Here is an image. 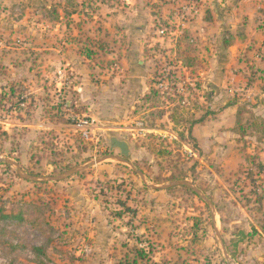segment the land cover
<instances>
[{
  "label": "rangeland",
  "instance_id": "374dc122",
  "mask_svg": "<svg viewBox=\"0 0 264 264\" xmlns=\"http://www.w3.org/2000/svg\"><path fill=\"white\" fill-rule=\"evenodd\" d=\"M0 159V264H264V0H0Z\"/></svg>",
  "mask_w": 264,
  "mask_h": 264
},
{
  "label": "water",
  "instance_id": "95a60500",
  "mask_svg": "<svg viewBox=\"0 0 264 264\" xmlns=\"http://www.w3.org/2000/svg\"><path fill=\"white\" fill-rule=\"evenodd\" d=\"M110 143H111V146L112 148H116L120 151V156L119 157H116V156H108L104 159H100L98 161H95V162H92L84 167H80L78 169H74V170H71L63 175H60L58 177H55V178H46V179H39V178H36V177H31L29 175H24V174H21V168L19 165H17L16 163L8 160V159H0V163H7V164H10V165H13L17 168L18 170V173L21 174L24 178L26 179H30L31 181L33 182H40V181H60L66 177H69L70 175L72 174H75V173H78L84 169H87L93 165H95L96 163H100V162H103V161H107L108 159H115V160H118L122 163H125V164H128L130 165L131 167H133V165L127 161V159L130 157V154H131V148H130V145L129 143L126 141V140H120L118 139L117 137H111L110 138ZM175 186H184V187H189L191 188L195 193L199 194L209 205H211V201L208 200L205 196H203L200 191L193 187L190 183L188 182H174V183H170L169 185H165L163 186L161 189L163 190H166V189H169V188H172V187H175ZM157 189V188H155Z\"/></svg>",
  "mask_w": 264,
  "mask_h": 264
},
{
  "label": "trees",
  "instance_id": "16d2710c",
  "mask_svg": "<svg viewBox=\"0 0 264 264\" xmlns=\"http://www.w3.org/2000/svg\"><path fill=\"white\" fill-rule=\"evenodd\" d=\"M201 121H198V123H200ZM190 135H191V130H190ZM264 166V165H263ZM260 168H262V165H259ZM0 219L2 221H7V220H18L23 221L24 220V216L23 214H17V215H13V214H5L3 212V210H0ZM17 237V235L15 233H10L8 231H6L5 229H2L0 231V246L3 248L5 247H9L11 248L12 252L11 253H17L18 250L22 248H24L23 246H21V242L18 241L17 243L14 244V240ZM7 238V239H6ZM36 254H39V252L42 250V248H31ZM143 257V254L141 255ZM143 260V258H141ZM128 264V263H126ZM134 264H138L137 262H135Z\"/></svg>",
  "mask_w": 264,
  "mask_h": 264
},
{
  "label": "built area",
  "instance_id": "2783aa9c",
  "mask_svg": "<svg viewBox=\"0 0 264 264\" xmlns=\"http://www.w3.org/2000/svg\"><path fill=\"white\" fill-rule=\"evenodd\" d=\"M74 128L80 132V135L82 137V139L84 140H93L92 138V132L94 129V121H90V120H84V119H75L74 118Z\"/></svg>",
  "mask_w": 264,
  "mask_h": 264
}]
</instances>
